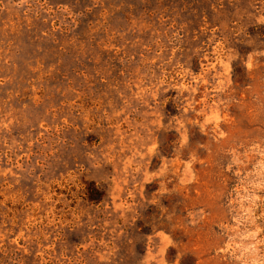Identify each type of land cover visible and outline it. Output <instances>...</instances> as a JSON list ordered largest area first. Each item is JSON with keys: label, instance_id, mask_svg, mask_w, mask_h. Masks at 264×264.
<instances>
[{"label": "rangeland", "instance_id": "rangeland-1", "mask_svg": "<svg viewBox=\"0 0 264 264\" xmlns=\"http://www.w3.org/2000/svg\"><path fill=\"white\" fill-rule=\"evenodd\" d=\"M0 264H264V0H0Z\"/></svg>", "mask_w": 264, "mask_h": 264}]
</instances>
